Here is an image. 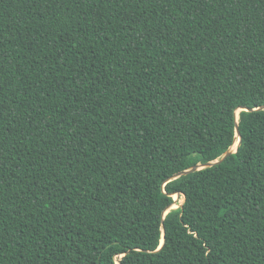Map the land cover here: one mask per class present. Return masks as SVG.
I'll list each match as a JSON object with an SVG mask.
<instances>
[{"label": "trees", "instance_id": "obj_1", "mask_svg": "<svg viewBox=\"0 0 264 264\" xmlns=\"http://www.w3.org/2000/svg\"><path fill=\"white\" fill-rule=\"evenodd\" d=\"M119 255L264 264V0H0V264Z\"/></svg>", "mask_w": 264, "mask_h": 264}, {"label": "water", "instance_id": "obj_2", "mask_svg": "<svg viewBox=\"0 0 264 264\" xmlns=\"http://www.w3.org/2000/svg\"><path fill=\"white\" fill-rule=\"evenodd\" d=\"M241 109L249 110V108H246V107H240L237 111H239V110H241ZM236 114H237V112H236ZM236 136L238 137V140H237V144H236L235 149H233V145H232L231 148H230L228 151H226V152H225V153H224L219 159H217V160H213V161H207V162H204V163H198V164L192 166V167L189 168V169L182 170V171H180V172L174 174V175L172 176V178H177V177H180V176H182V175H186V174L191 173V172H193V171L199 170V169H201V168L209 167V166H212L213 164H217V163L222 162V161H223V160H224V159H225L230 153L235 152V151L237 150V146H238L239 143H240V135H239V132H238V128L236 129ZM174 195H175V194H174ZM176 195H177V197L179 196L178 193H176ZM167 210H168V209H167ZM163 240H164V238H162V243H161L160 247H161L162 244H163ZM160 247H159V248H160ZM121 256H122V255H119L118 259H116L117 264H121V262L119 261V258H120Z\"/></svg>", "mask_w": 264, "mask_h": 264}, {"label": "rangeland", "instance_id": "obj_3", "mask_svg": "<svg viewBox=\"0 0 264 264\" xmlns=\"http://www.w3.org/2000/svg\"><path fill=\"white\" fill-rule=\"evenodd\" d=\"M237 113H238V112H237ZM174 199L176 200V203H174V204L172 205V207H173V206H177V203L179 204V203L182 202V198H180L179 196L177 197L176 194L174 195Z\"/></svg>", "mask_w": 264, "mask_h": 264}, {"label": "bare ground", "instance_id": "obj_4", "mask_svg": "<svg viewBox=\"0 0 264 264\" xmlns=\"http://www.w3.org/2000/svg\"><path fill=\"white\" fill-rule=\"evenodd\" d=\"M237 112V111H236ZM237 142L233 145V149H235Z\"/></svg>", "mask_w": 264, "mask_h": 264}]
</instances>
